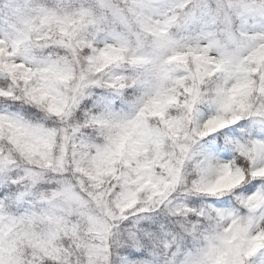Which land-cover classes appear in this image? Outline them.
Segmentation results:
<instances>
[{"label":"clouds","instance_id":"clouds-1","mask_svg":"<svg viewBox=\"0 0 264 264\" xmlns=\"http://www.w3.org/2000/svg\"><path fill=\"white\" fill-rule=\"evenodd\" d=\"M0 264H264V0H0Z\"/></svg>","mask_w":264,"mask_h":264}]
</instances>
